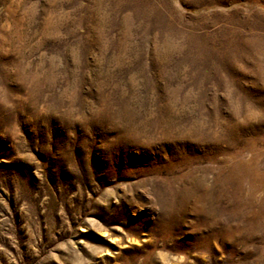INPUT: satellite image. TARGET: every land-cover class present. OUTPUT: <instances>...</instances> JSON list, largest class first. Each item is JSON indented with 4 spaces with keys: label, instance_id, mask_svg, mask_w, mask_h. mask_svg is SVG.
Masks as SVG:
<instances>
[{
    "label": "rangeland",
    "instance_id": "374dc122",
    "mask_svg": "<svg viewBox=\"0 0 264 264\" xmlns=\"http://www.w3.org/2000/svg\"><path fill=\"white\" fill-rule=\"evenodd\" d=\"M263 210L264 0H0V264H264Z\"/></svg>",
    "mask_w": 264,
    "mask_h": 264
},
{
    "label": "bare ground",
    "instance_id": "6f19581e",
    "mask_svg": "<svg viewBox=\"0 0 264 264\" xmlns=\"http://www.w3.org/2000/svg\"><path fill=\"white\" fill-rule=\"evenodd\" d=\"M258 63H259V62H258ZM259 64H260V63H259ZM247 103H249V101H247ZM251 105H252V104H251ZM251 105H249V106H251ZM249 106H248V107H249ZM248 107H247V108H248ZM255 114H256V112H255V111H252V110H250V112H248V115H255ZM200 201H201V200H199V201L196 203V205H195L196 208H195V209H197V208H201V207H202V206L200 207V204H199ZM250 214H251V215H255V217H256L257 219H259V218L261 219L260 216H262L261 221H263V219H264V218H263V217H264V210H263L262 212H260L259 215H257V213H255V212H252V213H250ZM247 217H250V215H249V216H246V219H248ZM255 217H254V218H255Z\"/></svg>",
    "mask_w": 264,
    "mask_h": 264
}]
</instances>
